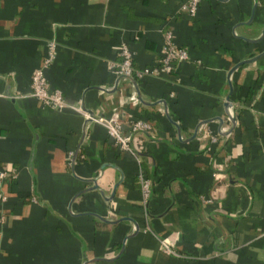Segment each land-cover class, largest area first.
I'll return each mask as SVG.
<instances>
[{
  "label": "crops",
  "instance_id": "1",
  "mask_svg": "<svg viewBox=\"0 0 264 264\" xmlns=\"http://www.w3.org/2000/svg\"><path fill=\"white\" fill-rule=\"evenodd\" d=\"M182 1L0 0V264H264V0ZM166 31L187 58L127 102L111 64L155 65ZM40 67L72 107L28 95ZM74 107L147 121L140 161Z\"/></svg>",
  "mask_w": 264,
  "mask_h": 264
},
{
  "label": "built area",
  "instance_id": "2",
  "mask_svg": "<svg viewBox=\"0 0 264 264\" xmlns=\"http://www.w3.org/2000/svg\"><path fill=\"white\" fill-rule=\"evenodd\" d=\"M200 0H183L180 4V10H183L188 13V15L193 16L196 13L198 3ZM163 43L159 49V55L155 65L151 67H143L142 69H135L132 65V55L125 47H121L119 52L120 59L118 62H113L111 64L112 72L117 80H124L129 83L131 86V91L126 97L127 102L138 101L135 95V89L128 77L140 78L143 75H159L160 73H168L174 70L177 64L187 58V53L185 49L177 46L172 40L171 33L166 31L163 34ZM52 47V45H50ZM51 50V49H50ZM52 59V52L50 51L45 56V62H48ZM44 66V65H43ZM133 87V90H132ZM29 96L35 97L43 105H46L50 108H62V107H72L67 103L59 94L57 90H48L46 80L43 76L41 67L36 68L32 71L30 77V91ZM139 102V101H138ZM75 108V107H74ZM84 114L85 119L88 118L87 112H82L83 110L78 109ZM91 120L99 123L105 128L106 134L112 139V141L118 146V149L122 151L129 152L136 162L140 161V158L131 150L129 146L130 133L135 131H149L151 129L150 124L142 119H131L128 123L127 129L124 130L122 127V122L114 117H92ZM224 128H221V131H224ZM211 141H215L216 137L210 135ZM4 172L0 171V178L4 176ZM136 178L140 185V193L145 199L149 193V181L144 175L141 169H138ZM161 248L165 252H171V244L168 240L162 239L160 241Z\"/></svg>",
  "mask_w": 264,
  "mask_h": 264
},
{
  "label": "water",
  "instance_id": "3",
  "mask_svg": "<svg viewBox=\"0 0 264 264\" xmlns=\"http://www.w3.org/2000/svg\"><path fill=\"white\" fill-rule=\"evenodd\" d=\"M251 60H253V59H249V60L241 61V62L237 63V65H239V64H241V63L250 62ZM237 65H235L234 67H236ZM234 67H232V69H233ZM128 79H129V81L131 82V84L133 85L134 89H136V83H135V80H134L133 78H131V77H128ZM229 92H230V87H229ZM135 95H136V98L138 99V101L140 102V97H139V93H138V91H136ZM223 106L225 107V115H227V118H228V120L230 121V123L233 124V122H234V121H233L234 118L229 114V111H228V108L230 107L229 93L226 95V97H225V99H224V104H223ZM80 109L83 110V111H85V112H87V114H88V116H89L88 118L85 119V121H89V120H91L90 118L94 117V115H93L92 113H90V112L84 110L82 107H81ZM163 110L166 112L165 107L163 108ZM220 125H221V120H220ZM227 131H228V130H227ZM220 134H221V133H217V135H219V136H220Z\"/></svg>",
  "mask_w": 264,
  "mask_h": 264
},
{
  "label": "trees",
  "instance_id": "4",
  "mask_svg": "<svg viewBox=\"0 0 264 264\" xmlns=\"http://www.w3.org/2000/svg\"><path fill=\"white\" fill-rule=\"evenodd\" d=\"M135 79H137V78H135Z\"/></svg>",
  "mask_w": 264,
  "mask_h": 264
}]
</instances>
